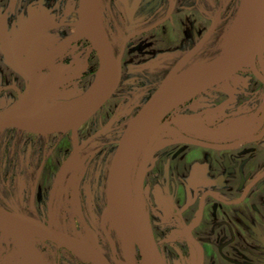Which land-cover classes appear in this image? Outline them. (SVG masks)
I'll use <instances>...</instances> for the list:
<instances>
[{
  "label": "flooded vegetation",
  "instance_id": "af4514ba",
  "mask_svg": "<svg viewBox=\"0 0 264 264\" xmlns=\"http://www.w3.org/2000/svg\"><path fill=\"white\" fill-rule=\"evenodd\" d=\"M95 4L98 13L101 11L99 16L103 32L119 63L117 85L109 97L91 110L76 127L47 132L17 126L1 128L5 130V145L1 152L3 161L0 160V169L4 170L0 177V205L47 224L51 219L54 228L96 245L112 264H120L121 244L106 222L110 212L105 210L109 202L110 169L124 131L130 119L145 104L142 97L170 76L181 58L203 38L219 13V22L213 34L179 72L220 54L217 40L212 39L225 21V11L234 4L231 1L218 11L216 0H95ZM80 5L81 0H0V112L17 109L26 119L63 120L88 104L98 93L102 85V59L93 42L90 27L80 24ZM204 17L211 22L208 29L201 33ZM256 65L262 78L249 63L243 68L264 88V40ZM250 81L249 78L244 84L251 90ZM179 107L169 112L162 123L188 136L211 141L203 136V125L206 122L210 126L215 119L204 112H210L214 106L207 105L204 106L206 111L195 109L189 114L177 113ZM247 114L250 128L247 134L259 133L264 128V104L260 108L249 105ZM163 138L189 143L192 149L187 151L182 145L173 146L168 142L153 157L155 145ZM262 139L264 136L251 141ZM149 140L150 137L143 144L139 156L136 149L138 143L130 157L133 190ZM194 145L200 149L230 151L244 143L237 147H213L181 139L171 130L161 132L149 150L139 177L143 197L150 192L167 204L173 183L206 179L212 181L213 187L206 189L203 197L213 199V212H219L220 201L229 206L242 202L254 182L245 187L238 199H231L235 191L234 151L225 153L219 166L212 159L208 163L194 161ZM79 165L81 169L71 188ZM192 169L196 171L194 177ZM258 175L264 176V168ZM153 181L167 184L169 189L166 192L161 189L153 191ZM47 186L50 187L48 193ZM205 206V203H198L194 222L189 226L185 224L186 232L187 227L196 223L199 213L201 217L192 234L196 227L203 224ZM74 207L78 209L71 211ZM75 212H78L83 224L82 235L66 224L65 218L73 217ZM94 217L99 219L100 225L93 220ZM234 218L232 212L220 226L219 219H216L213 232L221 226L233 232ZM87 230L90 232L87 233ZM92 232L99 235V241L92 236ZM37 247L43 255V264L47 261L50 264H75L76 255H79L51 241L44 244V248ZM255 250L248 246L246 251L257 256L260 263L264 262V254H257ZM85 259L82 262L87 264L90 260ZM122 260L125 264L130 263ZM140 260L141 255L133 263ZM204 261L205 250L203 264Z\"/></svg>",
  "mask_w": 264,
  "mask_h": 264
},
{
  "label": "rangeland",
  "instance_id": "374dc122",
  "mask_svg": "<svg viewBox=\"0 0 264 264\" xmlns=\"http://www.w3.org/2000/svg\"><path fill=\"white\" fill-rule=\"evenodd\" d=\"M216 1H218L216 11L221 9L223 5H228L231 1L234 4L233 7L231 6L225 11V21L222 22L219 32L212 39L217 40L218 50L221 54L232 45L238 33L239 25L237 26V20L243 10V0ZM204 5L206 6V4ZM99 13L101 15V11ZM75 17L77 18V16ZM210 22L208 17H204L201 33H204L208 29ZM232 32L234 36L232 41L228 45H225L224 40ZM249 78L252 85L251 90L244 84L246 81H249ZM157 89L155 86L142 97V103H145ZM263 104L264 88L259 84V81L253 77H249L245 73V69L242 68L223 81L209 87L204 93L202 92L194 100L182 105L176 111L177 113L189 114L193 113L195 109L203 108L206 111L204 106L207 105L214 106V109H211L210 112H204L205 115H209L215 121L211 122L212 125L210 126L206 125V122L204 123L203 136L211 141L224 142L247 134L250 131L247 125V108L249 105L260 108ZM4 131V129H0V160L3 158L1 152L5 145ZM148 137L149 135L137 145L138 156ZM168 142L173 146L182 145L187 151L192 149L189 143L184 144L172 139L166 141L163 138L155 145L153 157ZM194 146V161L208 163L212 159L219 166L223 162L225 153L234 151L235 191L231 199H238L251 181L254 184L247 194H245L246 198L242 202L230 204L229 206L220 201L219 212L215 213L213 212V199L203 197L204 191L213 187L211 180H188L186 183H173L170 189L167 184L153 181L154 183L151 185L153 191L158 189H161L160 191L170 190V194L168 193L169 202L167 204L150 192L143 199L146 214L152 224L155 240L167 264L197 263L196 249L185 239V224L189 226L194 222L199 202L206 205L204 219L206 226L203 225V222V224L193 230V235L204 247V264H264V262H259L257 256L251 255V253L246 251L248 246H250L256 249L255 253L264 254V176L260 177L258 175L261 168H264V139L244 143V145L230 151H227L228 149L220 150L206 147H201L200 149L196 148L198 145ZM80 169L81 165L77 167L72 178L71 188H73V183L77 180ZM192 172H194L192 176L194 177L196 171L192 169ZM2 173H4V170L0 169V177ZM45 189H47L46 192L48 193L50 187L47 186ZM47 193L45 194L47 195ZM72 209L71 211H74L78 208L74 207ZM112 212H110L109 217L112 215ZM232 212H234L235 216L234 231L230 232L221 226L219 230L213 232L212 226L216 219H219L218 224L220 226L225 219H229V214L232 215ZM106 218L109 228L122 245H120L122 259L130 263L138 261L140 259L138 244L130 228L124 223L120 213L116 222H113L108 217ZM65 220L68 226H72L78 233L83 234V229H81L83 224L78 212H75L73 217H66ZM93 220L100 225L99 219L94 217ZM88 232L90 230H87ZM92 234L95 239H99V235L94 232ZM30 236L39 247L44 248V244H48V241L43 238H39L33 234H30ZM231 242L232 244H230ZM49 246L52 247L51 244ZM0 257H3L1 264H35L36 262L35 253L29 249L21 238L2 229H0ZM76 258L75 264H84L82 260H86L81 255H76ZM122 259H119V263L125 264ZM46 264H50V261H47ZM87 264H91L90 261Z\"/></svg>",
  "mask_w": 264,
  "mask_h": 264
},
{
  "label": "water",
  "instance_id": "95a60500",
  "mask_svg": "<svg viewBox=\"0 0 264 264\" xmlns=\"http://www.w3.org/2000/svg\"><path fill=\"white\" fill-rule=\"evenodd\" d=\"M243 11V27L237 42L226 53H221L212 60L195 64L179 72L180 68L213 34L219 22V13L203 38L181 58L170 76L130 119L124 131L110 169L107 209L114 205L118 207L138 244L141 260L138 263L129 264H167L157 245L151 221L145 211L142 185L139 179L149 150L161 132L171 130L179 138L186 141L221 148L237 147L247 141L258 140L264 136L263 128L257 134L243 135L230 141L214 142L188 136L176 128L162 123L164 117L169 112L209 87L240 71L248 63L259 77H263L257 68L256 59L261 43L264 40V0H243ZM79 21L81 25L87 24L90 27L93 42L101 55L102 85L98 93L88 104H85L78 111L63 120L46 121L30 117L26 119L20 115L17 109L4 110L0 112V129L6 126H17L26 127L38 132H47L70 126L76 127L87 118L91 110L113 92L120 75L119 63L114 58L110 43L103 32L95 0H81ZM147 135H149L150 140L145 147L144 158L139 168V177L136 181L135 190H133L129 178L130 157L135 146ZM55 188L56 185L54 186L53 193ZM200 217L201 213H199L196 223H198ZM196 223L187 227L185 238L196 249V264H203V247L192 234V229ZM0 229L21 238L29 249L35 253V264H43V255L30 234L65 246L87 258L93 264H112L96 245L54 228L51 219H49V223L47 224L38 218L9 210L0 205ZM107 236L110 238L108 232Z\"/></svg>",
  "mask_w": 264,
  "mask_h": 264
},
{
  "label": "bare ground",
  "instance_id": "6f19581e",
  "mask_svg": "<svg viewBox=\"0 0 264 264\" xmlns=\"http://www.w3.org/2000/svg\"><path fill=\"white\" fill-rule=\"evenodd\" d=\"M98 12V11H97ZM99 14V13H98ZM240 16H238L239 17V19L237 20V26L239 25V30H238V33H237V35H236V37H235V40H234V42L232 43V45H234L236 42H237V40L239 39V37H240V35H241V32H242V27H243V18H244V11L242 10V12H241V14H239ZM100 17V16H99ZM233 32L232 33H229L228 34V36L226 37V39L224 40V44L225 45H228L231 41H232V39H233ZM232 45L230 46V47H232ZM230 47L226 50V51H224L223 53H226L229 49H230ZM96 93V92H95ZM38 118V117H37ZM145 139V138H144ZM144 139H142L141 141H144ZM132 158V157H131ZM132 161V160H131ZM130 165H131V163H130ZM129 178H130V180H131V167L129 166ZM107 210H109V212H111V211H113L112 212V215L110 216V219L113 221V222H116V219H117V217L119 216V213H120V215H121V217L123 218V215H122V213L120 212V210L118 209V207H116V205H114L113 207H110V208H108ZM123 221H124V223L126 224V222H125V220H124V218H123Z\"/></svg>",
  "mask_w": 264,
  "mask_h": 264
}]
</instances>
